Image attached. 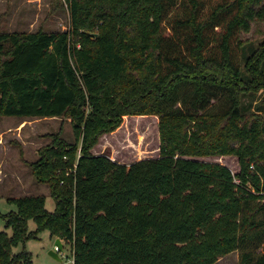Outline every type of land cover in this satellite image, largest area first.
Returning a JSON list of instances; mask_svg holds the SVG:
<instances>
[{"label": "trees", "instance_id": "trees-1", "mask_svg": "<svg viewBox=\"0 0 264 264\" xmlns=\"http://www.w3.org/2000/svg\"><path fill=\"white\" fill-rule=\"evenodd\" d=\"M63 2L68 29L0 30V116L69 117L75 135L54 134L29 163L56 207L9 198L0 264H33L13 247L43 229L75 264H215L236 250L239 264H264V114L244 104L264 91V39L242 53L264 0ZM145 114L159 115V157L93 152L124 116ZM212 155L237 156L240 170Z\"/></svg>", "mask_w": 264, "mask_h": 264}, {"label": "rangeland", "instance_id": "rangeland-1", "mask_svg": "<svg viewBox=\"0 0 264 264\" xmlns=\"http://www.w3.org/2000/svg\"><path fill=\"white\" fill-rule=\"evenodd\" d=\"M69 25L70 13L63 0H0V30H65ZM242 38L247 44L242 52L244 61L249 54L246 51L248 47L258 46L264 39V22H254L249 31H243ZM263 99V90L245 96L247 112L264 114L258 106ZM212 106L215 110H222L226 107V100L213 99ZM159 120L157 114L126 115L115 131L101 136L93 152L108 153L112 159L127 164L143 158L159 157L162 142ZM57 133L67 141L74 140L71 118L0 116V232L13 233L12 227L7 226L4 215L17 211L18 207L16 203L9 201V198L45 195L47 209H55L56 199L51 193L50 184L39 182L29 163L40 157V149L52 143L54 134ZM205 159L227 164L233 172L240 170L239 159L235 155H212ZM36 229V221L30 219L29 231ZM57 239L58 237L53 236L48 229H43L37 237H31L13 247V253L26 247L33 252V264H62L50 253L56 249ZM61 240L64 250L60 254L64 262L73 263L72 245L62 238ZM263 249L264 247L260 250ZM241 254L242 250H236L223 256L215 264H239Z\"/></svg>", "mask_w": 264, "mask_h": 264}, {"label": "water", "instance_id": "water-1", "mask_svg": "<svg viewBox=\"0 0 264 264\" xmlns=\"http://www.w3.org/2000/svg\"><path fill=\"white\" fill-rule=\"evenodd\" d=\"M64 250V244L61 240V238L58 237L57 241H56V249L55 250H51V254L52 256H54L58 261L62 262V264H75V261L72 262H64L63 257L61 256V252Z\"/></svg>", "mask_w": 264, "mask_h": 264}]
</instances>
